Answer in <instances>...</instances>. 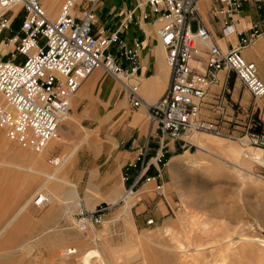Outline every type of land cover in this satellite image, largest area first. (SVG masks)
Returning a JSON list of instances; mask_svg holds the SVG:
<instances>
[{
	"label": "rangeland",
	"instance_id": "1",
	"mask_svg": "<svg viewBox=\"0 0 264 264\" xmlns=\"http://www.w3.org/2000/svg\"><path fill=\"white\" fill-rule=\"evenodd\" d=\"M19 24L20 20L15 22L13 32ZM10 50L12 46L4 47L0 57ZM101 72L108 88L94 93L95 103L90 106L86 123L75 117L74 140H69L73 135L64 136L71 114L62 123L59 139L53 141L56 145L52 147L50 143L41 155L20 148L0 129V232L33 199L29 215L19 217L0 237V264H83L93 251L100 257H94L91 264H178L177 256L166 255L165 249H179L180 244L187 251L199 250L195 255L188 254L187 264H264V246L251 242L264 241V166L250 160L237 161L234 157L227 159L235 165L229 164L209 156L194 144L167 140L165 195L155 192L154 185L142 183L134 198L122 202L135 175L131 173L130 181H124L126 162L121 152L127 147L121 145L113 151L104 137L112 112L110 99L114 103L122 97L118 83ZM230 108L234 115L232 126L237 127L235 138L222 139L249 150L252 147L240 141L249 126L256 133L264 132V99L255 101L247 92L242 105L230 102ZM87 135H92L99 147L95 149L86 141L75 158L61 167ZM20 151L36 158L45 156L46 165L31 171ZM135 157L127 155V163L135 161ZM189 158H195L200 168L192 167ZM176 159L179 161L173 164ZM72 161L74 164L70 165ZM56 171L61 178L78 186L80 207L76 206L80 200L68 202L65 198L68 186L46 184L44 174ZM115 191L119 196L110 195ZM38 195H44L49 205L34 207ZM115 198H121V202L112 203ZM98 205L109 208L106 224L90 225L89 234H85L79 226L81 210L91 211ZM151 218L155 224L149 226ZM241 239L245 241L239 242ZM69 249L78 250V254L69 258L66 256Z\"/></svg>",
	"mask_w": 264,
	"mask_h": 264
},
{
	"label": "built area",
	"instance_id": "2",
	"mask_svg": "<svg viewBox=\"0 0 264 264\" xmlns=\"http://www.w3.org/2000/svg\"><path fill=\"white\" fill-rule=\"evenodd\" d=\"M84 1L64 0L57 19L51 20L42 0H0V53L4 47H13L0 57V129L20 148L42 154L58 137L72 99L96 71H103L121 85L133 108L147 109V143L135 161L125 165L124 181L135 175L126 193L134 198L144 183L154 185L155 192L164 196L167 140L190 144L186 138L196 134L235 138L234 115L228 113L232 76L255 101L264 99L259 68L243 55L264 35V0H251L257 19L247 30L239 17L245 1L220 0L222 8L217 13L225 18L223 37H239L230 50L212 34L201 15L200 0H134L135 7L111 34L95 32L97 0H86V7ZM151 19L157 24L155 36L170 69L167 89L155 104L140 97L138 73L144 43L136 39L128 44L121 38L131 25ZM7 33L11 37H5ZM194 62L202 63L205 70L194 67ZM218 86L219 92L213 94L212 88ZM211 94L213 100L208 103ZM241 140L264 150V132L256 133L251 126ZM49 203L40 195L33 206L43 208ZM108 210L102 205L82 209L80 228L104 227ZM154 224L153 218L148 220L149 226Z\"/></svg>",
	"mask_w": 264,
	"mask_h": 264
},
{
	"label": "crops",
	"instance_id": "3",
	"mask_svg": "<svg viewBox=\"0 0 264 264\" xmlns=\"http://www.w3.org/2000/svg\"><path fill=\"white\" fill-rule=\"evenodd\" d=\"M62 1L63 0H42L43 6L51 20L57 19L60 7L63 3ZM244 1V11L239 17L244 21V29L247 30L251 23L257 19V12L251 0ZM88 5L89 3L85 0L83 2V7ZM134 7V0H97L96 14L98 24L95 27V32L104 31L105 34L115 32L123 20L125 13ZM199 7L201 15L207 22L214 37L225 50H230L238 42L239 37H223L222 30L225 18L217 13V11L222 8L220 0H200ZM192 26L193 29H196L197 24L193 23ZM156 27L157 24L151 19L149 22L131 25L130 29L121 35V38L128 44L136 39L144 43V49L140 56V70L138 73L140 78V97L150 104L157 103L163 97L170 79V69L166 64L165 51L155 36ZM243 55L248 61L254 62L259 66L260 78L264 82V35H262L249 49L244 51ZM193 66L201 71L205 70L202 67V63L194 62ZM219 76L223 78L224 75L219 74ZM110 78L115 81L112 77ZM118 85L120 97L122 98H120L119 102L115 101L114 103L113 99H110L109 108L112 112L110 111L111 118L108 122V129H105L106 134L104 137L113 151L117 150L121 145L127 147L121 152V158L127 163L129 160L127 155H129V158L137 156L139 149L146 145L150 125L147 119V109L143 106L137 109L133 108L130 104L128 95L123 92L119 83ZM107 86L108 83L105 75L98 70L84 83L79 93L74 97L70 112L73 119L69 118L71 122H68V127L64 126L66 127L64 136L73 135V139L69 138V140H74L75 117L79 116L78 118L84 119L83 123H86V117L91 110L90 106L95 103L94 93L105 91L108 88ZM229 87L230 102L236 104L240 103L242 105L244 99L247 98V91L243 90L242 84L235 78V76L231 77ZM219 90L220 86L213 87L211 92L214 94L219 92ZM212 100L211 94L207 98V102L211 103ZM231 111V108H229L228 113L232 114ZM117 112H119L120 115ZM207 114L213 116V113L210 111ZM116 116L118 117L116 118ZM86 141L87 143L93 144L95 149L99 147L92 135H87V137L85 136L78 144V146L81 145L79 150L84 146L83 144ZM55 145L56 143L52 144V147ZM72 164H74L73 161L70 165ZM117 192L118 191H115L110 195L115 197L118 194ZM112 201H116V204H118L121 202V198L119 200L115 198Z\"/></svg>",
	"mask_w": 264,
	"mask_h": 264
},
{
	"label": "bare ground",
	"instance_id": "4",
	"mask_svg": "<svg viewBox=\"0 0 264 264\" xmlns=\"http://www.w3.org/2000/svg\"><path fill=\"white\" fill-rule=\"evenodd\" d=\"M17 11V10H15ZM74 99V98H73ZM72 99V100H73ZM71 106H72V103H71ZM69 117V116H68ZM68 117L64 120L66 121L68 119ZM63 121V122H64ZM62 122V123H63ZM62 123L60 125V128H59V132L60 130L62 129ZM4 132V131H3ZM59 135L58 134V137L56 138L59 139ZM197 135V134H196ZM207 135V136H206ZM200 135V136H196L194 137L195 135L193 136H190L188 138H186V140L190 143V145L194 144L195 146H197L201 151L205 152L206 154H208L209 156H212L218 160H223V161H226L227 163H232V161H230L231 159H227L228 157H234L237 161H240V160H250L251 162L253 163H256L258 165H261V166H264V150L262 149H258V148H250L249 150H245L244 148H242L241 146H239L238 144H234V143H231L229 142L228 140H225V139H222V137H217V136H214V135ZM55 140V139H54ZM52 140L50 143H53ZM241 143H243L244 145L246 146H249L247 145L243 140L240 141ZM83 143V142H82ZM55 144V143H53ZM50 145V144H49ZM48 145V146H49ZM81 145H77L75 148H74V152H72L67 158L66 160L62 163L61 167H64L65 165H67L69 163V161L71 160V158L73 157V155L75 156L78 151H79V148H80ZM250 147V146H249ZM48 148V147H47ZM46 148V149H47ZM258 149V150H256ZM49 150V149H48ZM20 154V157L22 158V160L25 162V163H28L32 170L30 168H25V167H22L24 169H28V170H31V171H35L33 168H36V167H44L46 165V160H45V156H40L38 158L36 157H32V156H29L26 152L24 151H20L19 152ZM35 155H38V154H35ZM41 155V154H40ZM179 161V159L177 160H174L173 161V164L177 163ZM189 164L194 167V168H200V164L194 159L192 158H189ZM213 161V160H212ZM214 163H218V162H214ZM234 164V163H232ZM241 164V163H240ZM235 165V164H234ZM60 169V168H59ZM174 169V168H173ZM201 170V169H200ZM45 177H46V184H51V183H60V184H63L65 186H68L69 189L67 190L66 192V196L65 198H67V201L68 202H74L76 200H80L79 199V195H78V186L71 183L70 181L68 180H65L63 178H61L58 174V171L52 173V174H44ZM44 188V187H43ZM42 190V189H41ZM40 190V191H41ZM39 191V192H40ZM39 196V195H38ZM43 197H45L44 195H41ZM130 198H132L128 193L125 197L122 198V202L123 201H127L129 200ZM32 200L31 199L30 201H28L25 205H23L18 213L14 216V218L12 220H10L6 226L3 228V230H1L0 232V237L5 234L9 228L13 225V223L21 216L27 214V211L32 203ZM50 202V201H49ZM114 204H116V201L113 202ZM77 208L81 206V200H80V203H78L77 205ZM85 206V205H84ZM129 208H132V207H129ZM68 209V208H67ZM128 209V208H127ZM81 210V209H80ZM71 209L68 210V212L70 213ZM78 214V213H77ZM199 216V215H198ZM196 218V217H195ZM198 218V217H197ZM199 219V218H198ZM193 221V220H192ZM188 223V222H187ZM190 223V221H189ZM191 224V223H190ZM83 232L88 233V229L87 230H83ZM185 233V232H184ZM89 234V233H88ZM186 235V234H185ZM192 236V235H191ZM245 240L241 239L239 240V242H243ZM251 242H257V243H260L261 245L264 246V241H261V240H253ZM31 244V243H30ZM232 244V243H231ZM181 246V247H180ZM179 249H165L166 251V255L170 256V257H176L177 256V259L179 260V263L178 264H187L186 261H188L189 257H188V254L189 253H198L199 250L197 249H194V250H185L184 247L180 244L179 245ZM191 247V246H190ZM33 249V248H32ZM28 252L30 251V249H27ZM65 254V253H64ZM78 254V250H74V249H69L67 250V253H66V256H68L69 258H72L74 257V255H77ZM181 254V255H180ZM195 255V254H194ZM102 256V255H101ZM94 257H100L99 253L96 252V251H93V252H90L84 259L83 261V264H91L90 261L94 258ZM60 258H63V255L60 256ZM80 260H82L83 256L79 257ZM103 258V256L101 257ZM100 260V259H99ZM103 260V259H101ZM183 262V263H181ZM223 262V261H221ZM220 264H223V263H220Z\"/></svg>",
	"mask_w": 264,
	"mask_h": 264
}]
</instances>
